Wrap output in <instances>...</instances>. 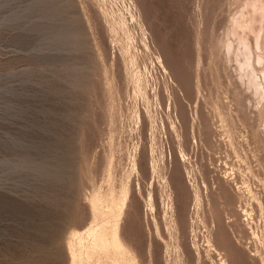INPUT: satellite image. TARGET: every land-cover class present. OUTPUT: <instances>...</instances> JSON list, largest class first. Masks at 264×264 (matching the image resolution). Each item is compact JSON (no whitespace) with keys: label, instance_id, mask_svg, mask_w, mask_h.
Returning a JSON list of instances; mask_svg holds the SVG:
<instances>
[{"label":"rangeland","instance_id":"1","mask_svg":"<svg viewBox=\"0 0 264 264\" xmlns=\"http://www.w3.org/2000/svg\"><path fill=\"white\" fill-rule=\"evenodd\" d=\"M242 58L264 91V0H0V264H73L96 196L128 261L84 264H264Z\"/></svg>","mask_w":264,"mask_h":264},{"label":"bare ground","instance_id":"2","mask_svg":"<svg viewBox=\"0 0 264 264\" xmlns=\"http://www.w3.org/2000/svg\"><path fill=\"white\" fill-rule=\"evenodd\" d=\"M242 59L246 60L244 58H242ZM247 60L245 61L244 64H242L243 65L242 69L244 72L242 74L245 75L243 77H246V76L248 77V80L250 81L251 88L253 87L255 89L254 92L256 91L258 96L261 95V97H262V96H264V91H260V87L262 85L260 86V83L258 84V81H256L257 76L255 77V75H254L255 67H253L252 64H250V62H248ZM252 67L254 69H252ZM256 74H257V72H256ZM261 84H262V82H261ZM108 198H110V197H108ZM105 201H106V199H105ZM111 201H112V204L109 203V204H111L110 208L108 207L109 208L108 211L105 212V210L104 211L102 209L100 210V207H99L100 203L104 202V199L99 197V196H96L95 198L93 197V202H92L93 205L92 206H93V209L95 210V212L97 211L96 216L101 218V220H102L101 224L102 225L100 227L98 226V228H91L87 231L86 235L89 238V240L91 239L90 243H88L87 245H85V243H83L84 242L83 239H85L83 237V235H77L76 236V238H77L76 244L73 243V246H70L71 245V243H70V245H69L70 250H71V252H70L71 256L70 257L72 258L73 264H82L85 261H89L90 258L92 259L93 255L95 256L97 251L98 252L102 251L103 254L106 253L105 256L109 253H113L115 258H117L118 262L121 261V263H125L126 261H128L127 257H126V253L123 250V248H124L122 246L123 244L121 245V243H120L121 241H119L120 239H118L119 237L116 234V232H117L116 223L117 222L115 224H114V222L116 220L113 222L114 217L117 218L116 216L120 215L119 213H121L120 212L121 211L120 210L121 205L116 203L117 201L115 202V200L112 198H111ZM120 204H121V202H120ZM105 205H106V203H105ZM101 207H103V206H101ZM93 214H94V212H93ZM95 251H96V253H95Z\"/></svg>","mask_w":264,"mask_h":264}]
</instances>
